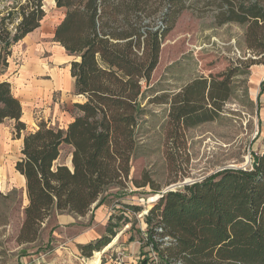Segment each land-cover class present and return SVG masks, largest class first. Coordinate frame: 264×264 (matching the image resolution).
<instances>
[{
  "label": "trees",
  "instance_id": "trees-1",
  "mask_svg": "<svg viewBox=\"0 0 264 264\" xmlns=\"http://www.w3.org/2000/svg\"><path fill=\"white\" fill-rule=\"evenodd\" d=\"M43 1L11 0L0 10V68L8 66L12 46L41 25ZM161 1L170 5L166 24L154 28L146 21L147 0H55L65 9L55 39L75 55V94L85 97L75 102L77 113L67 128L41 121L28 131L20 99L9 81H0V126L14 119V137L23 136L15 163L28 198L20 242L35 241L43 222L53 215L86 216L106 202L113 186L131 182L159 189L151 177L140 181L130 175L131 161L146 139L141 133L149 115L143 105L144 84H150L162 41L185 6L183 0ZM221 6L218 24L246 25L248 48L264 55L263 0H222ZM232 83L231 75H199L169 100L165 95L152 101H169L171 135L177 138L188 128L216 120L234 93ZM65 148L71 165L61 160ZM145 220L146 244L163 264H264V151L254 155L249 167L225 168L161 193ZM109 230L96 241L80 244L83 254L90 256L109 245L117 234ZM166 236L170 239L160 241ZM100 253L95 251L89 263Z\"/></svg>",
  "mask_w": 264,
  "mask_h": 264
},
{
  "label": "rangeland",
  "instance_id": "rangeland-1",
  "mask_svg": "<svg viewBox=\"0 0 264 264\" xmlns=\"http://www.w3.org/2000/svg\"><path fill=\"white\" fill-rule=\"evenodd\" d=\"M0 1L2 10L11 0ZM147 1V23L154 28L165 25L164 14L170 5L161 0ZM183 2L184 9L162 41L159 64L152 73L150 84H144L147 98L143 105L148 108L149 115L145 117L147 122L141 133L146 139L131 161L130 179L141 181L151 177L159 189L155 190L151 184L140 187L131 182H126V187L113 186L107 191L104 202L110 217L113 216L111 222H95L89 212L88 217L66 224L54 234L57 225L56 215H53L43 222L35 241L20 242L18 236L24 207L28 203L25 182L15 169L22 142L13 138L7 125L0 130V264H147L150 249L145 236L146 215L138 216L135 211L150 210L159 201L161 193L179 189L184 181L194 183L225 168L249 167L254 155L264 151V131L257 103L264 94L261 89L264 70L257 74L259 67L264 69V55L248 48L246 25L238 22L218 24L222 0ZM43 4L45 8L56 5L54 0H44ZM47 10V14L55 19L61 18L56 6ZM243 62L252 65L248 68ZM5 69L0 68V74ZM210 73L221 77L231 75L232 97L216 120L188 128L177 138L172 137V126L168 121L169 101L159 104L152 100L165 95L169 100L192 79ZM54 95L65 109L71 108L73 99L84 101L72 92L56 90ZM68 151V148L64 149L62 161L68 160ZM14 189L16 191L12 193ZM8 194L10 196H5ZM135 206L141 209L134 210ZM125 212L130 214L129 218ZM109 227L117 232L111 240L115 243L111 247L108 243L102 250H93L90 256L83 254L79 246L84 243L83 238L73 240L75 235L91 231L95 236L93 241H96L110 232ZM95 251L101 253L89 263ZM127 255L135 256L134 261L126 259Z\"/></svg>",
  "mask_w": 264,
  "mask_h": 264
},
{
  "label": "crops",
  "instance_id": "crops-1",
  "mask_svg": "<svg viewBox=\"0 0 264 264\" xmlns=\"http://www.w3.org/2000/svg\"><path fill=\"white\" fill-rule=\"evenodd\" d=\"M53 6L59 9L58 12L61 14L60 19H55V16L47 14V9L53 8ZM53 6H49V8L44 7L46 14L41 25L12 46V55L8 59V66L4 72L0 74V81H9L12 85L13 94L19 98L22 103V121L26 123L28 131L37 129L41 121H45L48 125H53V127L56 126L61 128H67L69 126L68 124L72 122L77 113L74 110V104L78 101L73 99L71 108L68 106L67 109H65L61 102L54 99V92L56 90H62L68 94L72 92V94L83 97L85 100L84 96L75 94L76 79H74L71 73V61L75 59V55L69 54L64 46L55 39V29L64 19L65 9L59 8L57 5ZM44 20L45 25H43ZM263 70V68L261 69L259 67L257 69V74H261ZM257 103L259 104L258 109L260 110L258 112L262 130L264 131V94L260 95ZM50 117L51 123L49 122ZM7 125L13 134V138L22 142L23 145V136L21 138L14 137L15 120L6 119L4 123L1 124L0 130L6 128ZM71 162L72 156L69 155L66 163L71 165ZM21 177L23 182H25L24 177ZM157 197L158 196L155 197V200L158 199ZM106 208H108V205L104 203L97 209L94 208L89 211L93 215L95 222L99 221L104 223L109 221L110 212ZM86 216L88 217V214ZM86 216L71 213L57 214V227L53 231L54 234L58 233L60 227L66 224L77 223L80 221V218H85ZM93 235L91 231L88 233L84 232L75 235L74 238H76H73V240L81 237L83 238L82 241H84L83 244H86L95 240V236ZM131 243H135V241ZM134 257L135 256L127 255L126 259L133 262Z\"/></svg>",
  "mask_w": 264,
  "mask_h": 264
},
{
  "label": "built area",
  "instance_id": "built-area-1",
  "mask_svg": "<svg viewBox=\"0 0 264 264\" xmlns=\"http://www.w3.org/2000/svg\"><path fill=\"white\" fill-rule=\"evenodd\" d=\"M148 211L149 210L135 211L134 213L137 214L138 216H145V215H147ZM124 214H126L127 218L130 217V214H128V213L125 212ZM146 225H147V223H146ZM159 231H163V228H159ZM145 235H146V232H145ZM169 239H170V237L166 236V237L161 238L160 241H165L166 242V240H169ZM149 249H150L149 250L150 251V257L148 258L149 260H148L147 264H163L161 262V260L158 258V255H157L156 251L153 249V247L149 246ZM103 252H105V251H103ZM172 264H182V263L175 262V263H172Z\"/></svg>",
  "mask_w": 264,
  "mask_h": 264
},
{
  "label": "water",
  "instance_id": "water-1",
  "mask_svg": "<svg viewBox=\"0 0 264 264\" xmlns=\"http://www.w3.org/2000/svg\"><path fill=\"white\" fill-rule=\"evenodd\" d=\"M71 163H72V162H71ZM186 183H190V182H188V181H184V183H183V184H186ZM165 191H167V190H165ZM165 191H164V192H165ZM164 192H163V193H164Z\"/></svg>",
  "mask_w": 264,
  "mask_h": 264
}]
</instances>
